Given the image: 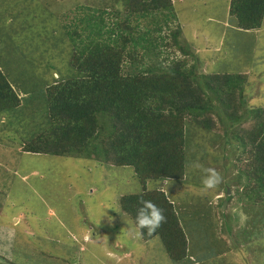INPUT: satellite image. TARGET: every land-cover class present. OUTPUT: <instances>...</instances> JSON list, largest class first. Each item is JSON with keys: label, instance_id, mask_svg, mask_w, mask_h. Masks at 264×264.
<instances>
[{"label": "trees", "instance_id": "trees-1", "mask_svg": "<svg viewBox=\"0 0 264 264\" xmlns=\"http://www.w3.org/2000/svg\"><path fill=\"white\" fill-rule=\"evenodd\" d=\"M48 1L55 10L64 9L65 14L76 10L77 14L74 26L68 22L61 29L72 49L68 63L58 70L62 75L43 83V112L37 120V111L26 109L37 104L25 102H34L35 93L20 96L0 60V125L14 128L24 122L27 132L20 143L25 152L94 158L127 168L130 179L137 178L140 187L120 195L118 211L110 215V219L119 217L114 232L120 240L127 238L141 201L150 200L162 209L166 220L151 235L139 230L140 240L158 235L171 260L183 262L190 259L189 240L165 181L184 180L186 147L193 135L189 122L210 136L211 146L229 138L232 151H241L238 176L229 180L232 193H226L224 200L233 206L242 200L246 209L258 208L263 213L264 106L248 107L247 73L206 74L189 63L192 52L182 40L181 26L173 27L177 19L174 0H98L101 7L79 5L80 0ZM108 4L111 11H107ZM229 14V30L237 28L239 36V32H251L264 23V0H230ZM106 15L115 18L110 22ZM163 47L183 56L171 57ZM43 52L41 60L50 68L57 66L48 61L44 50L40 55ZM12 109L15 112L7 115ZM10 126L6 136L12 137ZM242 172L248 174V183L240 198L234 188ZM221 188L226 191V186ZM195 208L192 220L203 219L210 229L209 213ZM250 222V228L243 229L245 240L257 238L260 231ZM14 239L15 232L8 240ZM227 239L222 236L220 240ZM244 239L235 245L248 244ZM4 246L1 240L0 247Z\"/></svg>", "mask_w": 264, "mask_h": 264}, {"label": "rangeland", "instance_id": "rangeland-1", "mask_svg": "<svg viewBox=\"0 0 264 264\" xmlns=\"http://www.w3.org/2000/svg\"><path fill=\"white\" fill-rule=\"evenodd\" d=\"M174 1L177 19L173 27L181 26L182 40L192 52L189 63H195L206 74L247 73L248 107L264 106V23L251 32H239L240 38L237 28L228 29L230 0ZM49 3L0 0L1 64L16 87L35 93L34 102H25L37 104L33 109L26 108L37 111L36 120L43 112V83L51 82L54 68L61 70L69 60L71 41L61 29L68 22L74 26L77 14L76 10L65 14L64 9L54 4L58 8L55 10ZM77 4L101 7L98 0H80ZM109 6L107 11H111ZM106 17L112 22L115 15ZM60 37H64L65 45ZM163 49L171 57L183 56L172 48ZM43 50L48 61L57 66L50 69L41 60ZM14 112L12 109L6 114ZM187 125L193 135L186 147V175L183 181H165L189 240L191 260L183 262L171 260L158 235L140 240L136 224L130 223L132 228L123 240L114 232L119 217L110 219V215L118 211L120 195L140 187L137 178L130 179L127 168L122 170L94 158L27 153L20 143L27 132L23 130L24 122H17L14 128L9 125L12 137L6 136L9 126L0 125V243L5 241L0 247V264H264V211L246 209L242 200L234 206L224 200L226 193H232L229 180L238 176L241 151H232L234 144L229 138L211 146L210 136L201 128L189 122ZM193 163L215 168L222 176L220 186L205 194L204 173L191 167ZM247 176L242 172L234 188L240 198ZM222 185L226 191L220 189ZM193 207L209 213L210 229L205 220H192ZM250 221L260 231L257 238L253 235L245 240L243 229L250 228ZM14 232L15 239L10 242ZM222 236L228 237L226 242L220 240ZM242 239L249 243L236 246L235 242ZM226 245L231 249L222 253Z\"/></svg>", "mask_w": 264, "mask_h": 264}, {"label": "clouds", "instance_id": "clouds-1", "mask_svg": "<svg viewBox=\"0 0 264 264\" xmlns=\"http://www.w3.org/2000/svg\"><path fill=\"white\" fill-rule=\"evenodd\" d=\"M61 38L62 40H64V45H65L66 41L64 37ZM57 73H59L58 69L54 68V77L56 79L59 78V76H57ZM191 167L196 169H201L202 172L204 173L202 185L205 194H207L209 191L216 190L220 186L222 182V176L215 168H204L199 163H193ZM165 220L166 217L164 216L162 209L156 206L152 201L150 200L141 201V206L137 209V214H136V226L139 230H141V234H143V230H146L147 234L151 235L161 226V224ZM222 249H229L228 251L222 252V253H227L230 251L231 248L228 245H226L223 248H221V251Z\"/></svg>", "mask_w": 264, "mask_h": 264}, {"label": "crops", "instance_id": "crops-1", "mask_svg": "<svg viewBox=\"0 0 264 264\" xmlns=\"http://www.w3.org/2000/svg\"><path fill=\"white\" fill-rule=\"evenodd\" d=\"M16 90H17L18 92H20V93H25V94H26V92H23V89H22L20 86H17V87H16Z\"/></svg>", "mask_w": 264, "mask_h": 264}, {"label": "water", "instance_id": "water-1", "mask_svg": "<svg viewBox=\"0 0 264 264\" xmlns=\"http://www.w3.org/2000/svg\"><path fill=\"white\" fill-rule=\"evenodd\" d=\"M225 205H226V201L224 202V206H223V209L225 208Z\"/></svg>", "mask_w": 264, "mask_h": 264}]
</instances>
